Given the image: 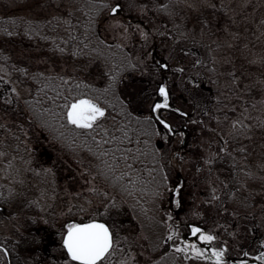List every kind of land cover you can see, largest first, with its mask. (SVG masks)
Listing matches in <instances>:
<instances>
[{"label": "trees", "instance_id": "trees-1", "mask_svg": "<svg viewBox=\"0 0 264 264\" xmlns=\"http://www.w3.org/2000/svg\"><path fill=\"white\" fill-rule=\"evenodd\" d=\"M112 1L115 0H0V63L5 65L15 82L28 87V92L18 101L19 110H25L24 116L14 112L5 117L12 122L27 117V131L35 146H39L38 154L49 159L51 153L43 145V138L53 140L55 150L64 159L83 165L128 201L131 214L139 221L141 217V226L145 227L149 225L148 221L144 223L145 215L160 212L159 203L165 200L168 183L175 178L172 149L168 144L160 146L157 142L156 168L153 121L140 112L135 83H131L133 73L145 66L137 54L134 56L129 48L104 39L100 32ZM139 2L147 6L142 0ZM154 2L150 1L157 12V26L165 30L162 37L161 32H157V39L178 49L196 43L197 38L200 45L203 43L207 28L205 16L191 19L181 10L179 0ZM148 16L149 20H156L151 12ZM132 21L139 23L134 25L151 27L139 18H132ZM151 33H146L149 41H152ZM193 51L190 49L189 52ZM196 61L207 73V79L215 74L217 81L226 78L225 82L232 85L239 83L234 90H228L226 97L235 98L231 104L218 101V107L214 101L218 89L214 91L213 88L211 96L201 94L194 104L195 110L190 116L194 127L205 128L204 122L208 118L219 126L227 141L225 146L219 144L216 155L204 169L206 172L201 170L199 182L204 175L218 173L222 185L210 206L213 213L226 211V217L245 215L248 219L262 220V226L264 173L252 167L255 162L249 156L258 150L259 143L252 144L249 138L261 141L262 137L258 138L256 131L264 124L262 118L253 123L246 121L248 107L255 98L238 78L239 74L214 71L215 63L206 60L201 51ZM157 65L158 73L161 66ZM243 87L246 88L245 95L240 96ZM79 96L95 99L105 108L102 120L96 121L91 129L77 128L63 118L65 105ZM35 127L40 130V135L33 132ZM213 130L223 143L220 133ZM6 132L8 127L0 118V136ZM19 133L2 143L3 147L17 152ZM260 144L264 145V142ZM257 157L264 159V151L254 156ZM152 219L159 228L160 218ZM153 232L155 237L151 236ZM153 232H147L151 252L145 264H197L196 257H183L166 247L161 235H157L158 231Z\"/></svg>", "mask_w": 264, "mask_h": 264}, {"label": "rangeland", "instance_id": "rangeland-1", "mask_svg": "<svg viewBox=\"0 0 264 264\" xmlns=\"http://www.w3.org/2000/svg\"><path fill=\"white\" fill-rule=\"evenodd\" d=\"M142 1L147 6L139 4V0H120V12L106 16L100 29L104 39L113 40L130 50L135 49L137 55L140 40L144 39L146 42L149 39L146 37L144 26L134 25L139 23L131 22L132 18L142 19L146 25H151L149 28L152 30L149 31L152 33L156 32L154 30L160 31L161 37L164 35L162 31H165L157 26L159 23L155 17L157 12L154 9V0ZM150 1L154 2L153 5ZM179 1L181 10L191 19L205 16L204 21L207 28L201 45L197 38L196 43L193 42L184 49L173 48L169 43L157 39V57L161 63L167 65L163 71L168 77L166 88L172 105L180 108L184 115L185 113L191 115L195 110L194 104L197 103V99L201 98V94H210L201 87V80L204 78L202 74L207 79V73L199 67L196 61L197 54L201 51L206 60L210 59L211 63H215L214 71L217 70L226 75L239 74L238 78L247 85L255 98L254 103L250 105V108L248 107L246 121L253 123L262 118L261 123L264 124V0ZM114 3L112 1L106 11ZM32 5L31 7L34 8ZM149 12L156 20L151 17L149 20ZM190 49L196 51V54L194 51L190 53ZM159 72L160 70H158L157 79ZM147 73L144 69L138 70L133 73V81H131L135 83L134 90H136L139 110L145 112H149L152 100L151 84L142 80L145 76L148 77ZM214 75L212 74L207 80L204 79L211 90L212 88L214 91L218 89V93L215 94V104L218 106V101L231 104L235 98L226 97L228 90H234L239 83L235 82L232 85L225 82L226 78L221 79L222 74L221 80L217 81ZM245 91V87L240 88V96L245 95ZM27 92L28 87L15 82L5 65L0 63V118L8 127V132L0 136L2 141H0V198L2 202L10 205L7 206V212L12 213V218L2 222L5 233L7 234V231L11 229L12 221L19 234L23 233L27 226H33V229H36L43 225L48 226L50 231L54 232L53 236L60 242L63 226L69 220L77 222L86 218H95L109 224L115 241L108 259L102 264H145L151 252L150 245L147 243L148 239H146L147 232L152 233L154 230L158 231L157 235H161V240L165 242L166 247L178 251L173 244L183 246V243L173 239L172 235L169 236V233L172 234L169 225L172 224L174 227L176 223L175 215L170 210L172 183L175 182H171L172 186L166 188L165 200L159 203L160 212L146 214L147 219L144 218V223L149 222V225L141 226V217L139 221L131 214L129 210L131 204L128 201L115 193L83 165L70 159H64L55 150L53 140L46 136L43 138V145L51 153L49 159L38 154L36 151L39 146H35L33 137L27 131V117L17 118L18 122H12L6 118L14 112H19L24 116L25 110L24 108L19 110L18 101ZM212 94L213 91L209 96ZM217 106L213 105V107ZM161 115L172 124L186 120L173 113L162 112ZM190 120L193 121V117ZM204 123L205 128H201V125L193 127V135L187 143L188 152L182 154L180 159L171 158L173 170L182 177L178 195L175 197L179 201L177 203L178 215L181 220L200 224L205 232L212 234L214 236L211 241L213 248H223L225 255H236L241 258L256 257L258 263L247 261L246 264H264V243H261L264 241V224L261 226L263 221L248 219L245 215L226 217V211L213 213L210 206H213L221 190L222 178L218 173L213 172L207 177L204 175L202 182H199L201 170L206 172L204 169L216 155L219 144L227 145L226 136L218 125L212 124L208 118ZM212 125L216 126L212 127ZM246 125L249 126V124ZM211 129L220 133L224 139L223 143ZM17 132H20V135L16 138L18 148L14 153L9 148H4L2 143L9 139L12 140L11 136ZM33 132L35 135L41 133L38 127L33 128ZM256 134L258 138L261 136L264 140V126L258 129ZM179 138L180 135H177L174 139L175 148L178 146ZM249 139L252 144L259 143L258 150L249 157L255 162L252 165L253 169L263 174L264 159L258 157L255 159L254 156L263 153L264 145L260 143L264 141L255 140L253 137ZM157 140L163 143L165 136H158ZM174 180L176 181V176ZM105 192L107 196L104 195ZM113 198H115L114 202L110 203ZM106 205L108 206L107 211H105ZM153 217L160 218L159 228H156L153 223L155 222ZM155 235L156 233L153 232L151 236L155 237ZM55 251L59 253L60 261L52 260L50 264H66V262L71 264L66 253L62 256L64 251L61 246ZM178 252L185 258L195 257L187 251ZM197 264L225 263H210L201 259Z\"/></svg>", "mask_w": 264, "mask_h": 264}, {"label": "flooded vegetation", "instance_id": "flooded-vegetation-1", "mask_svg": "<svg viewBox=\"0 0 264 264\" xmlns=\"http://www.w3.org/2000/svg\"><path fill=\"white\" fill-rule=\"evenodd\" d=\"M120 0H118L119 2ZM146 30L145 33H149V27H144ZM156 32L151 33L150 36L152 41H144V39L140 40V48L138 50V56L142 60L145 71L148 72V77L142 78L144 82H149L151 84L150 88V95L152 96L151 105L149 108V112L141 111L144 116L149 117L152 119V126H153V140H154V148H155V163L157 168V134L158 136H165V140L163 143L159 142V145L168 144L171 146L172 149V157L175 159H180L182 154L188 152L187 143L191 139L193 135V127L194 123L190 121V116L193 113L186 114V117L183 118V113L176 112V107L172 105L171 100L169 98V104L171 107L169 108H162L156 112L152 111V105L154 102L162 99L160 93L158 92V87L160 84H164L166 86L168 77L164 74V64L159 61L157 57V30ZM104 38V37H103ZM115 42V41H114ZM127 48V47H125ZM130 50V49H129ZM132 55H136V50H130ZM157 63L161 66L159 77L157 79ZM150 73V74H149ZM194 82V80H193ZM162 112L166 113H173L178 115L180 118H183L185 121L177 124H172V131H168L164 128V126L159 123L157 117L162 116ZM182 115V116H180ZM163 117V116H162ZM101 118V117H100ZM98 118V119H100ZM164 118V117H163ZM188 121V123L186 122ZM177 135H180L178 146L175 148L174 139L177 138ZM176 181L173 179L171 182L168 183V187L172 186V195H171V211L173 215H175V226L170 224L169 228H171L172 238L177 239L180 243L183 241L188 240L192 241L195 240L196 244L201 249H208V251L204 252L205 256H211V249H213V245L211 241H203L199 239V233L192 232V225H196L198 228L202 229L205 232V229L200 224H195L190 221H183L181 217L178 215V207H177V199L175 198L178 195L180 182L182 181L181 175L175 171ZM174 197V198H173ZM7 206H10L7 202H2L0 198V244L4 245L8 251L7 253L4 252L3 249H0V264H50L52 260H56L57 262L60 261V255L55 251L56 248H59L62 245L61 238L60 242L55 238L53 235L54 232L50 231L48 226H43L40 228H34L33 226L25 227L23 233L19 234L17 227L15 226L14 221L11 223V229L7 231V234L2 228L3 220H9L12 218V213L7 212ZM15 215V214H14ZM180 234V235H179ZM62 247V246H61ZM183 247L188 248V253H192L190 245H183ZM63 249V247H62ZM64 251V249H63ZM62 256L65 255V251L63 252ZM195 255V254H193ZM195 257L199 260L204 259L201 256L195 255ZM254 258V259H253ZM238 257L236 255H225L223 252L222 261H217L216 259H205L207 262H224L225 264H246L247 261L253 263H258L259 261L256 257ZM198 260V261H199Z\"/></svg>", "mask_w": 264, "mask_h": 264}, {"label": "snow or ice", "instance_id": "snow-or-ice-1", "mask_svg": "<svg viewBox=\"0 0 264 264\" xmlns=\"http://www.w3.org/2000/svg\"><path fill=\"white\" fill-rule=\"evenodd\" d=\"M121 8L119 3L111 6L110 11L116 13ZM163 67H167L164 65ZM15 91V89H13ZM162 99L156 101L152 105V111L156 112L162 108H169V92L164 84H160L158 87ZM176 112H181L180 108L175 109ZM105 108L101 107L95 99L87 96H79L77 99L71 100L69 104L65 105L63 118L77 128L91 129L98 118L104 116ZM186 115V113H185ZM159 123H161L165 129L172 131L171 123L162 116L157 117ZM107 196V193H104ZM113 201L110 203H113ZM179 203V201H177ZM108 210V206H105V211ZM192 232L199 233V239L203 241H212L214 236L210 233L204 232L196 225H192ZM171 233L169 236L171 237ZM62 247L66 250V255L70 258L71 264H102L104 260L108 259V255L112 251L114 244V236L109 225L103 220L95 218H86L84 222L77 223L75 220H69L67 224L63 226L61 235ZM261 243H264L262 241ZM183 245H190L193 254L203 257L204 259H216L222 261L224 249H211V256H205L204 252L208 249H201L197 246L196 241H183ZM173 247L178 251H188V248L183 247L180 244H173ZM0 249H3L7 253V249L4 245L0 244ZM68 264V262H66Z\"/></svg>", "mask_w": 264, "mask_h": 264}, {"label": "water", "instance_id": "water-1", "mask_svg": "<svg viewBox=\"0 0 264 264\" xmlns=\"http://www.w3.org/2000/svg\"><path fill=\"white\" fill-rule=\"evenodd\" d=\"M116 4V3H115ZM119 12V10L116 12V13H118ZM116 13H112L111 11H110V9H109V11H108V14L109 15H112V14H116ZM80 222H84V221H80ZM80 222H77V223H80ZM65 250V249H64ZM65 252H66V250H65Z\"/></svg>", "mask_w": 264, "mask_h": 264}]
</instances>
